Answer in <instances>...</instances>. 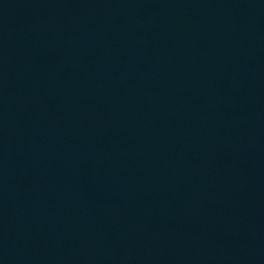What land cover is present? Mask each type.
I'll return each mask as SVG.
<instances>
[{
    "label": "water",
    "instance_id": "water-1",
    "mask_svg": "<svg viewBox=\"0 0 264 264\" xmlns=\"http://www.w3.org/2000/svg\"><path fill=\"white\" fill-rule=\"evenodd\" d=\"M0 264H264V0H0Z\"/></svg>",
    "mask_w": 264,
    "mask_h": 264
}]
</instances>
